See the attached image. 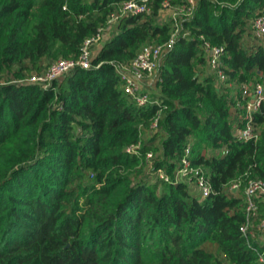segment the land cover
<instances>
[{
    "label": "trees",
    "instance_id": "obj_1",
    "mask_svg": "<svg viewBox=\"0 0 264 264\" xmlns=\"http://www.w3.org/2000/svg\"><path fill=\"white\" fill-rule=\"evenodd\" d=\"M121 1L0 0V264H264V241L242 230L245 181L264 178V101L257 137L235 135L241 84L264 85V43L250 38L264 0H182L189 12L145 105L124 92L116 62L170 39L175 22L158 20L165 0L119 18L90 66L43 86L25 80L57 48L77 57ZM206 40L223 47V82L205 72ZM187 145L192 180L211 186L203 198L175 179ZM149 161L164 176L151 180ZM263 211L264 198L253 223Z\"/></svg>",
    "mask_w": 264,
    "mask_h": 264
},
{
    "label": "built area",
    "instance_id": "obj_2",
    "mask_svg": "<svg viewBox=\"0 0 264 264\" xmlns=\"http://www.w3.org/2000/svg\"><path fill=\"white\" fill-rule=\"evenodd\" d=\"M148 1L149 0H122L116 8L110 11L106 25L101 27L97 34L87 37L84 40L77 57H64L51 61L43 71L34 72L25 80L43 86L49 84L53 79L66 73L76 65L81 67L90 66L93 56L92 45L109 29V27L115 25L123 15L149 13L151 7ZM187 2L190 5L189 7H192L195 0H187ZM168 5L169 1L165 0L163 6L167 7ZM178 29L179 23L176 19L175 31ZM175 31L172 32L170 39L167 42H164V44L148 43L143 45L131 59L128 66L125 67V70L120 72L122 86L125 93H127V95L137 104L145 105L148 102H151V94L144 90V84L142 81L146 75L152 76L153 80L157 76L163 51L167 45L173 43V37L176 34ZM250 38L252 41L264 43V6L258 10L251 20ZM204 49L207 54L209 70L215 75L217 81L223 82L225 79V73L220 67L223 47L221 45L212 44L210 41L206 40L204 42ZM241 95L243 97V102H238L237 105L243 108V122L241 126L235 130V135L241 140L255 139L258 135V130L253 120V114L260 108L261 103L264 101V85L260 80L243 82L241 84ZM158 116L159 112L155 115L151 123L152 130L157 126ZM138 146L139 143L130 145L127 147V150L130 152H136ZM190 152L191 148L187 145L181 164L175 172V179H186L192 183L193 189L203 198L210 192L211 186L203 174L197 175L196 178L192 180V174L197 168L191 164V159L189 157ZM150 155V153H147V157ZM239 182V180L233 181L230 184V188L236 190L239 186ZM243 192L247 221L242 227V230L245 234L249 230L254 238H257L259 242H263L264 211L263 215L256 223L252 222V217L257 213L258 200L264 198V178H248L245 181ZM252 227H254L253 230L251 229ZM259 259L264 261V248H262L259 253Z\"/></svg>",
    "mask_w": 264,
    "mask_h": 264
},
{
    "label": "rangeland",
    "instance_id": "obj_3",
    "mask_svg": "<svg viewBox=\"0 0 264 264\" xmlns=\"http://www.w3.org/2000/svg\"><path fill=\"white\" fill-rule=\"evenodd\" d=\"M169 1V5L167 7H162L159 12H158V20L159 21H176V19L178 20L179 18H181V16L185 15V14H188L189 11H187L188 9L185 8V3L181 1H174L172 2L171 0H168ZM174 24V23H173ZM116 30V25H112L111 27H109V29L101 35V37L92 45V53L93 55L96 53L97 51V48L101 46V44L107 39L109 38L112 33H114ZM175 31V29H174ZM179 31V29L177 31H175L176 33ZM148 43H152V44H164L163 43H158V42H155V41H152V42H147V43H144L143 45L145 44H148ZM142 45V46H143ZM141 46V47H142ZM140 47V48H141ZM139 48V49H140ZM138 49V51H139ZM137 51V52H138ZM65 56L63 55V51L61 49H55L53 52H52V55H51V58H50V62L51 61H54L58 58H64ZM133 58V57H132ZM131 58V59H132ZM131 59L129 60H117L116 62V69L118 71V73L122 72L125 70V67L128 66V64L130 63ZM153 77L152 76H149V75H146L143 79V84H144V90L148 91L151 95L153 94V92L156 90V85H155V81L152 79ZM216 79V78H215ZM125 92V91H124ZM127 94V93H126ZM143 135H147V132L146 133H143ZM207 151L208 153H212L213 152V149L212 147H208L207 148ZM150 165H151V162L149 161L148 162V165L146 166L145 168V171L148 173V177L151 179V180H154L156 177H161V176H164L163 172H159V171H153L151 170L150 168Z\"/></svg>",
    "mask_w": 264,
    "mask_h": 264
},
{
    "label": "crops",
    "instance_id": "obj_4",
    "mask_svg": "<svg viewBox=\"0 0 264 264\" xmlns=\"http://www.w3.org/2000/svg\"><path fill=\"white\" fill-rule=\"evenodd\" d=\"M208 70H209V66H208V64L206 63V65H205V72H209ZM210 72H211V71H210Z\"/></svg>",
    "mask_w": 264,
    "mask_h": 264
}]
</instances>
